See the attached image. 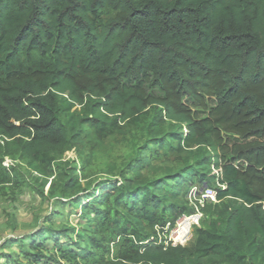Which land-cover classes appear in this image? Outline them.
I'll list each match as a JSON object with an SVG mask.
<instances>
[{
  "label": "trees",
  "instance_id": "1",
  "mask_svg": "<svg viewBox=\"0 0 264 264\" xmlns=\"http://www.w3.org/2000/svg\"><path fill=\"white\" fill-rule=\"evenodd\" d=\"M33 173L78 228L12 234L6 264H264V0H0V194ZM192 185L216 201L172 246Z\"/></svg>",
  "mask_w": 264,
  "mask_h": 264
},
{
  "label": "rangeland",
  "instance_id": "2",
  "mask_svg": "<svg viewBox=\"0 0 264 264\" xmlns=\"http://www.w3.org/2000/svg\"><path fill=\"white\" fill-rule=\"evenodd\" d=\"M129 136V135H128ZM137 142H141L139 137ZM130 141L123 142L113 140L112 138H107L104 140L103 146L95 150L97 161H99V166L114 167L115 169L125 163V160L130 155L129 146ZM125 154V155H124ZM80 153L74 148L66 151L62 160L68 163L78 164ZM10 164V159L6 158V161ZM27 175V173H25ZM33 173L31 176H27L25 184L20 187L7 186L6 192L0 194V252L2 253H15L19 259L24 261V259L18 254L19 250L16 246L6 247L1 249L2 242L5 238L11 236L12 234H22L24 232L30 231L39 225H44L46 222H51L50 225L65 226L69 229L78 228L79 223V208L64 202L58 206L57 197H52L51 200L42 202L39 200L30 188V183L34 182ZM98 177L103 178H116L111 177V175L105 172L98 173ZM82 185H85V181H81ZM199 186H190L187 195L194 191ZM59 214L54 217L53 212L58 211ZM51 220V221H50ZM69 236L74 237V233L69 231ZM194 238L192 234L190 241ZM48 248L51 245V241L44 242ZM28 242L26 241V245ZM0 264L4 263V258L0 259Z\"/></svg>",
  "mask_w": 264,
  "mask_h": 264
},
{
  "label": "built area",
  "instance_id": "3",
  "mask_svg": "<svg viewBox=\"0 0 264 264\" xmlns=\"http://www.w3.org/2000/svg\"><path fill=\"white\" fill-rule=\"evenodd\" d=\"M5 164L8 165L7 162ZM187 199L194 209L193 212L190 214H181L173 226L169 224L166 226L168 235L166 236L165 243H169L172 246H184L190 242L194 225L203 218L201 208L207 202L216 201L215 190L212 187L196 188L187 195Z\"/></svg>",
  "mask_w": 264,
  "mask_h": 264
},
{
  "label": "water",
  "instance_id": "4",
  "mask_svg": "<svg viewBox=\"0 0 264 264\" xmlns=\"http://www.w3.org/2000/svg\"><path fill=\"white\" fill-rule=\"evenodd\" d=\"M205 187V186H204Z\"/></svg>",
  "mask_w": 264,
  "mask_h": 264
}]
</instances>
